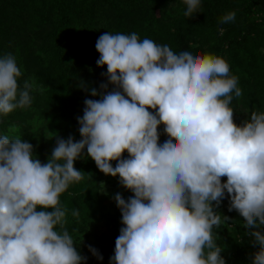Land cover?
<instances>
[{
  "label": "clouds",
  "instance_id": "1",
  "mask_svg": "<svg viewBox=\"0 0 264 264\" xmlns=\"http://www.w3.org/2000/svg\"><path fill=\"white\" fill-rule=\"evenodd\" d=\"M183 2L186 17L201 7V0ZM235 17L231 11L220 23ZM95 47L113 90L107 84L103 92L89 89L100 98L84 102L79 141L57 138L41 163L31 143L0 136V264H86L60 203L86 176L74 167L85 149L101 173L119 177L133 193L114 197L123 227L110 264H226L214 232L229 219L216 211L225 194L228 210L243 217L258 246L252 264H264V112L234 123L230 104L242 91L229 64L213 54L173 51L135 32H105ZM21 76L15 56L0 57V114L31 105L36 86L25 80L21 87Z\"/></svg>",
  "mask_w": 264,
  "mask_h": 264
},
{
  "label": "trees",
  "instance_id": "2",
  "mask_svg": "<svg viewBox=\"0 0 264 264\" xmlns=\"http://www.w3.org/2000/svg\"><path fill=\"white\" fill-rule=\"evenodd\" d=\"M186 8L183 0H0V57L9 53L16 57L21 87L25 80L36 86L29 107L0 114V136L31 143L33 155L46 163L56 145L50 138L47 146L46 130L79 133L77 118L83 116L85 100L100 98L91 96L89 89L103 92L101 85L107 84V90H113L107 67L96 63V41L105 32H135L141 40L152 39L176 52L225 59L242 91L230 104L234 123L241 125L253 111L264 112V0H201L192 17L184 15ZM231 11L236 13L234 22L220 23ZM158 132L163 143L167 139L163 125ZM122 158H128L127 152ZM74 167L86 176L60 196L67 209L64 227L86 264H110L123 227L114 197L119 193L127 200L133 193L124 187L121 192L102 191L103 183L119 177L101 173L86 149ZM74 209L78 217L72 215ZM228 209L225 194L216 211L229 219L214 229L221 255L226 264H252L258 246L246 235L243 217ZM89 246L103 259L93 256Z\"/></svg>",
  "mask_w": 264,
  "mask_h": 264
},
{
  "label": "rangeland",
  "instance_id": "3",
  "mask_svg": "<svg viewBox=\"0 0 264 264\" xmlns=\"http://www.w3.org/2000/svg\"><path fill=\"white\" fill-rule=\"evenodd\" d=\"M46 136L47 139L45 140V142L47 143V146L49 147L51 145L50 143V138L51 139H56L57 138H63V139H67L69 136L73 137L75 141H79L81 139L80 134H62L59 132H55L52 130H46ZM123 189V187L121 186V184L119 183L118 180H112V181H107L105 183H103L102 185V191H111V192H121Z\"/></svg>",
  "mask_w": 264,
  "mask_h": 264
}]
</instances>
